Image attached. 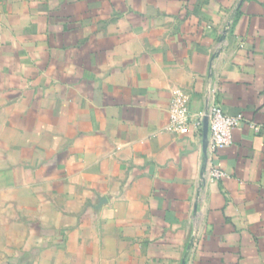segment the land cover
Segmentation results:
<instances>
[{
    "label": "crops",
    "instance_id": "crops-1",
    "mask_svg": "<svg viewBox=\"0 0 264 264\" xmlns=\"http://www.w3.org/2000/svg\"><path fill=\"white\" fill-rule=\"evenodd\" d=\"M0 264H264V0H0Z\"/></svg>",
    "mask_w": 264,
    "mask_h": 264
},
{
    "label": "built area",
    "instance_id": "built-area-1",
    "mask_svg": "<svg viewBox=\"0 0 264 264\" xmlns=\"http://www.w3.org/2000/svg\"><path fill=\"white\" fill-rule=\"evenodd\" d=\"M215 90H212V93ZM209 117V137L207 158L205 162L202 182L217 181L226 176V172L213 161L219 150L234 142V130L242 122L241 115H230L224 111L220 103L213 101L206 112L194 115L189 106V99L185 95L177 96L169 108V128L186 134L191 129L199 136L203 134L204 117ZM257 130L259 128H256Z\"/></svg>",
    "mask_w": 264,
    "mask_h": 264
},
{
    "label": "water",
    "instance_id": "water-1",
    "mask_svg": "<svg viewBox=\"0 0 264 264\" xmlns=\"http://www.w3.org/2000/svg\"><path fill=\"white\" fill-rule=\"evenodd\" d=\"M203 134H204V145H205V152L207 158V148H208V137H209V117H204V126H203Z\"/></svg>",
    "mask_w": 264,
    "mask_h": 264
}]
</instances>
